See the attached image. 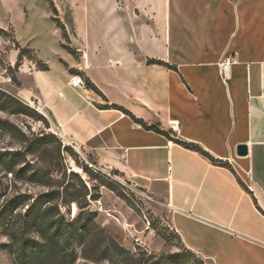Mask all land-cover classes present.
Instances as JSON below:
<instances>
[{
    "label": "crops",
    "instance_id": "0c3cea01",
    "mask_svg": "<svg viewBox=\"0 0 264 264\" xmlns=\"http://www.w3.org/2000/svg\"><path fill=\"white\" fill-rule=\"evenodd\" d=\"M75 20L74 73L32 91L64 141L162 198L188 250L264 264V0H84Z\"/></svg>",
    "mask_w": 264,
    "mask_h": 264
},
{
    "label": "rangeland",
    "instance_id": "374dc122",
    "mask_svg": "<svg viewBox=\"0 0 264 264\" xmlns=\"http://www.w3.org/2000/svg\"><path fill=\"white\" fill-rule=\"evenodd\" d=\"M82 1L0 0V264H211L182 244L162 198L102 175L35 102V72L74 73ZM23 237L46 257L26 246L21 258Z\"/></svg>",
    "mask_w": 264,
    "mask_h": 264
},
{
    "label": "trees",
    "instance_id": "16d2710c",
    "mask_svg": "<svg viewBox=\"0 0 264 264\" xmlns=\"http://www.w3.org/2000/svg\"><path fill=\"white\" fill-rule=\"evenodd\" d=\"M155 129L156 131L160 132V133H163L161 132L160 130H158L157 128H153ZM167 137H170L167 133H164ZM176 142H179V143H182L185 147L187 148H190V149H193L195 151H198L199 153L205 155V156H208V154L202 150L200 147H198L197 145L195 144H192V143H188V142H181V141H178V140H175ZM72 201H75L78 205L79 208H81L82 206L79 204V202H77L76 198H73ZM31 208H32V205L30 207H28V209L26 210V214L29 215L30 214V211H31ZM20 257L23 258L24 256V253H25V248L26 246L32 248V249H35L37 255H39L41 258H45L46 255H47V252L46 250L43 248L42 244L33 240V239H28V238H22L20 240ZM112 249L115 250L117 252V254L119 255H123L124 253H127V251L117 245V244H113L112 246ZM143 258H144V255L141 256L140 258H135L134 255H128L127 257H123V260L126 261L127 263L129 264H148V259L143 261ZM149 264H156V263H149Z\"/></svg>",
    "mask_w": 264,
    "mask_h": 264
},
{
    "label": "built area",
    "instance_id": "2783aa9c",
    "mask_svg": "<svg viewBox=\"0 0 264 264\" xmlns=\"http://www.w3.org/2000/svg\"><path fill=\"white\" fill-rule=\"evenodd\" d=\"M230 63H231V60L229 58H225L219 64L220 72L223 75V77L226 76V72L229 68ZM68 84L70 87L75 88V89L76 88H82V89L87 88V83L85 79L79 73L73 74L68 80ZM97 170L105 177H110L112 179L119 175V172L116 168L104 169L98 166Z\"/></svg>",
    "mask_w": 264,
    "mask_h": 264
},
{
    "label": "water",
    "instance_id": "95a60500",
    "mask_svg": "<svg viewBox=\"0 0 264 264\" xmlns=\"http://www.w3.org/2000/svg\"><path fill=\"white\" fill-rule=\"evenodd\" d=\"M236 154L238 156H244L247 154V146L245 144H239L236 147Z\"/></svg>",
    "mask_w": 264,
    "mask_h": 264
}]
</instances>
